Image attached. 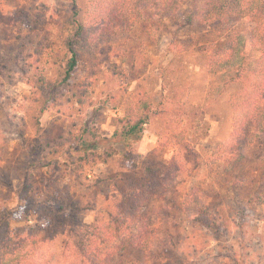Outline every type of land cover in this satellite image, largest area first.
<instances>
[{"label": "rangeland", "instance_id": "obj_1", "mask_svg": "<svg viewBox=\"0 0 264 264\" xmlns=\"http://www.w3.org/2000/svg\"><path fill=\"white\" fill-rule=\"evenodd\" d=\"M87 1L78 0L82 11ZM69 6V0L3 4L0 208L10 212L13 231L40 240L48 237L42 202L53 189L74 195L94 191L99 195L96 209L78 211V217L85 223L105 220L108 200L119 197L105 193V186H94V179L98 174L135 178L123 164V145L115 142L116 154L105 162L76 166L71 159L82 141L91 139L90 129L98 133L100 146H107L112 133L120 130L122 103L148 97L149 120L132 159L156 165L159 176L174 184L167 187L165 198L155 197L143 207L145 228L133 231L127 240L133 247L113 264H163L167 258L176 264H234L237 259L264 264V137L251 128L252 139L241 150L244 180L237 184L225 169L229 158L224 147L236 126L233 108L240 89L236 83L224 86L218 64H210V55L222 51L230 33L241 34L249 46L255 23L233 19L226 25L183 26L184 2L176 13L161 18L160 33L154 30L158 21L149 27L141 19L107 34L96 31L72 78L45 90V100L39 76L55 82L63 78ZM78 94L82 104L76 101ZM27 181L37 200L29 214L21 199ZM197 203H209L221 216L220 226L210 229L191 221L188 212ZM63 244L59 236L47 243V252L68 253L70 247Z\"/></svg>", "mask_w": 264, "mask_h": 264}, {"label": "trees", "instance_id": "obj_2", "mask_svg": "<svg viewBox=\"0 0 264 264\" xmlns=\"http://www.w3.org/2000/svg\"><path fill=\"white\" fill-rule=\"evenodd\" d=\"M4 2L0 6V22L5 19L2 12ZM69 2L68 23L71 32L63 41L67 54L61 64L63 78L60 82L46 81L40 75L42 97L45 90L53 91L59 84L67 83L72 78L79 66L81 52L85 46L90 45L96 31L107 34L113 32L114 28L131 27L141 19L149 27H152L154 21H158L154 30L160 33L161 18L176 13L184 2L187 7L182 17L183 26L213 22L226 25L233 19L255 23L248 39L249 46H246L247 42L241 34L230 33L226 44L221 46L222 51L210 55V64L212 68L215 63L218 64L224 86L236 83L240 89L233 108L236 126H233L232 136L230 135L224 148L228 153L227 159L229 158L225 169L230 170L229 174L234 182L241 184L244 180L241 170L246 161L241 150L252 139L251 128L261 132L264 137V0H88L83 11L78 0ZM121 72L126 76V72ZM135 97L122 103V114L118 120L120 130L112 133L107 146H100L99 139H96L98 133L90 129L91 139L82 141L78 154L71 159V163L76 166L105 162L116 154L112 147L115 142L123 145V164L135 178H125L123 175H116L114 178L98 174L94 179V186L106 187V192L104 189L102 192H109L114 199L119 197L117 201L110 198L107 201L106 219L85 223L78 217V211L96 209L99 195L94 191L90 195L89 192L74 195L69 190L53 189L42 202L49 220L46 228L48 237L40 240L36 236L26 237L14 232L10 212L6 208H0V264H113L128 247H133L127 240L137 227L140 226L141 230L145 228L141 213L143 207L155 197L165 198L167 187L174 184L159 176L156 165L140 164L132 159L134 144L141 140L152 108L148 97ZM43 98L47 100L46 97ZM81 98L82 95L78 94L76 101L80 104ZM43 110L44 106L40 111ZM185 145L189 147L186 142ZM238 148L241 149L238 151ZM232 157L236 159L231 163ZM173 163L170 164L171 168ZM87 175L86 173L85 178H88ZM32 190V183L29 181L21 189L26 214L37 203ZM195 208V211L188 212L191 221L210 229L220 226L221 216L211 209L209 203H197ZM71 214L73 219L70 218ZM59 236L63 237V247L69 246L70 251L47 252V243ZM163 264L176 263L167 258ZM234 264L245 262L237 259Z\"/></svg>", "mask_w": 264, "mask_h": 264}]
</instances>
